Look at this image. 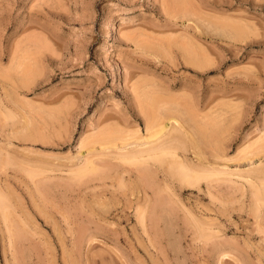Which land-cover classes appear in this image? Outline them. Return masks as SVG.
<instances>
[{
  "label": "rangeland",
  "instance_id": "1",
  "mask_svg": "<svg viewBox=\"0 0 264 264\" xmlns=\"http://www.w3.org/2000/svg\"><path fill=\"white\" fill-rule=\"evenodd\" d=\"M162 1L0 0V264H264V0H188L176 23ZM168 96L210 126L177 150L193 185L127 158L147 145L92 143L132 141Z\"/></svg>",
  "mask_w": 264,
  "mask_h": 264
},
{
  "label": "bare ground",
  "instance_id": "2",
  "mask_svg": "<svg viewBox=\"0 0 264 264\" xmlns=\"http://www.w3.org/2000/svg\"><path fill=\"white\" fill-rule=\"evenodd\" d=\"M160 10L164 15L168 17V21L170 23H176V19L188 17L191 13H193L192 4L188 0H163L161 3ZM197 28H199L198 25H197ZM229 34L227 33L224 35H229ZM233 35H236V34L233 33L230 36H233ZM232 38H231L232 40H235L238 37L237 38L232 37ZM158 45L166 50H169V49L173 50V52L177 55L176 64L181 65V67L185 69L191 70L192 72L201 73L202 75L207 74L208 72L211 71L210 69L212 68V65L208 63V60L205 54L206 53L205 49H202L197 46H192L188 44L186 41L182 40L181 38L161 39V40H158ZM221 62L222 61H220V64ZM169 85H170V88H172L178 85L180 86L181 82L175 81ZM202 88H205V86H203ZM201 92H203V89L201 90ZM176 98L174 96H168V97H162V98L155 97V98H151V100L149 99L150 101H148L147 104L145 103V105L147 106L144 105L143 111H142V117L144 119V128H145L144 133L141 131V129H137L136 131L137 136H135L132 141H127L128 138L127 139L121 138L119 136L116 138L109 137L110 133L109 131L106 130L105 132L103 131L101 132L102 137H99L100 135L99 134L97 137H95L92 140V143L106 141L107 143L116 144V141L118 139H121V141L125 144L124 146H127L130 143H134L136 146L137 145H147L146 147H143V148L134 149V151L130 153L131 155L128 154L129 152L128 153L126 152V154L128 155L127 158L133 159L137 157V155H143L141 156L142 158L146 156V158L143 159V161L147 162L150 160L152 164L157 167V169H159V167L161 166V164H163V162H166L168 165V170H169L168 172L171 176L175 175V177H177L178 179L180 178L183 179L182 182L184 184L186 183L187 185H193L197 183L198 180L201 178V175L193 174L194 172L192 171L191 173L190 172L191 169L188 166H186V164H184L180 160H179L180 162H178V159L176 161V156L178 152L177 150L180 148H184L185 152L188 150V148L185 147L186 146V139H185L186 134H189V135L191 134L190 135L192 138L191 141L194 147L199 148L200 146L201 148V145L209 144V142L211 145L212 142L210 140L212 137L211 138L208 137L210 138L209 141L207 138L208 132L209 133L211 132L209 131L210 129L209 130L207 129V128H210V126L207 125V123H205L207 127H201L202 124L200 122H197L198 123L197 125L198 126L201 125V126L199 127L195 126L194 130L197 129L198 131L193 132L192 131L193 129L191 130V127H189L190 124L193 125L192 124L193 121L190 117L189 118L191 120L185 119L186 117L184 115H183L184 116L183 119L180 118L182 121L185 120L187 124H188V120L190 122L192 121L191 123L189 122V124L187 125L184 121L181 122V120L178 118L179 116H176L175 114L174 115L171 114V116L168 114L169 115L168 116L167 113L169 111L170 112L173 111V113L176 112V114L181 113V115L187 114L184 106H182ZM140 103L142 105L141 101ZM165 118H168L169 121H174L178 124L177 125L170 124L169 126L167 122H164ZM204 128H206L208 132L205 131ZM178 129H180L181 131L182 130L185 131L183 132L184 134L182 135V132L181 134H177ZM251 155L250 157L252 158L255 154L253 156ZM167 157L169 158L173 157L172 158L173 160L171 159V162H170V160H167ZM172 161L173 162L175 161L176 164L175 163L173 164L177 167V169L172 164ZM2 198L3 196H1L0 198L1 203H3Z\"/></svg>",
  "mask_w": 264,
  "mask_h": 264
}]
</instances>
